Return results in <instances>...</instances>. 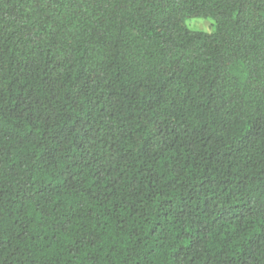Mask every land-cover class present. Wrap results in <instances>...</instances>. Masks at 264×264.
I'll return each instance as SVG.
<instances>
[{
    "label": "trees",
    "instance_id": "obj_1",
    "mask_svg": "<svg viewBox=\"0 0 264 264\" xmlns=\"http://www.w3.org/2000/svg\"><path fill=\"white\" fill-rule=\"evenodd\" d=\"M0 264H264V0H0Z\"/></svg>",
    "mask_w": 264,
    "mask_h": 264
},
{
    "label": "rangeland",
    "instance_id": "obj_2",
    "mask_svg": "<svg viewBox=\"0 0 264 264\" xmlns=\"http://www.w3.org/2000/svg\"><path fill=\"white\" fill-rule=\"evenodd\" d=\"M187 25L194 30L210 31L214 28L212 18L192 17L186 20Z\"/></svg>",
    "mask_w": 264,
    "mask_h": 264
}]
</instances>
